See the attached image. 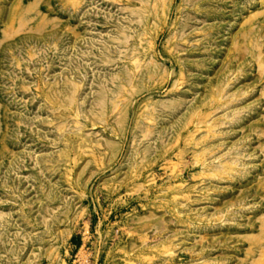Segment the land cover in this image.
I'll use <instances>...</instances> for the list:
<instances>
[{"label": "rangeland", "instance_id": "obj_1", "mask_svg": "<svg viewBox=\"0 0 264 264\" xmlns=\"http://www.w3.org/2000/svg\"><path fill=\"white\" fill-rule=\"evenodd\" d=\"M0 264H264V0H0Z\"/></svg>", "mask_w": 264, "mask_h": 264}]
</instances>
